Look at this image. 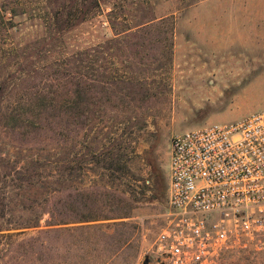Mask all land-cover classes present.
Masks as SVG:
<instances>
[{"label": "rangeland", "instance_id": "374dc122", "mask_svg": "<svg viewBox=\"0 0 264 264\" xmlns=\"http://www.w3.org/2000/svg\"><path fill=\"white\" fill-rule=\"evenodd\" d=\"M63 1L0 0V7L15 13L10 22L14 26L3 33L0 43L32 41L42 33L49 7ZM109 1L116 12H124L130 26L150 18L174 22L171 61L147 74L151 95L134 102L114 99L108 105L102 123L106 129L100 136L57 141L46 135L41 142L24 145L0 128V143L17 157L47 152L64 157L72 149L84 153L85 145L121 146L128 168L124 180L113 181L108 172L107 176L87 172L75 185L83 190L94 187L95 215L108 213L115 206L108 204L121 199L119 206L132 207L127 211L129 217L47 226L45 209L60 197L52 196L47 202L42 194L22 197L27 202L40 199L42 207L35 209L43 211V216L38 226L0 233V264L153 263V241L167 206L171 136L209 123L237 121L264 107V7L257 1L254 7H187L198 0ZM103 14L73 26L64 37L66 50L111 38ZM149 160L163 175L160 188L153 184ZM132 176L138 180H130ZM218 264H264V251L229 250Z\"/></svg>", "mask_w": 264, "mask_h": 264}, {"label": "trees", "instance_id": "16d2710c", "mask_svg": "<svg viewBox=\"0 0 264 264\" xmlns=\"http://www.w3.org/2000/svg\"><path fill=\"white\" fill-rule=\"evenodd\" d=\"M58 2L51 0L52 4ZM102 13L112 37L67 51V32ZM46 15L42 33L32 41L0 43V128L18 143L35 144L46 135L57 141L100 136L106 129L102 123L108 105L114 99L134 102L149 97L147 74L172 59L174 22L169 18H150L130 26L124 12H116L109 0H64L49 7ZM14 16L11 9L0 7V42L3 33L14 26L10 24ZM84 148V153L72 149L64 157L49 152L17 157L0 143V233L38 226L43 211L35 208L42 204L35 197L24 201L22 197L28 195L42 194L46 202L52 196L60 197L45 209L47 226L129 217L127 211L132 207L119 206L121 199L108 204L115 205L110 213L95 215L94 187L83 190L75 185L87 172L109 173L113 181L124 180L126 153L113 144ZM149 165L153 184L160 188L163 175L153 161L149 160ZM14 211L29 215H15Z\"/></svg>", "mask_w": 264, "mask_h": 264}, {"label": "built area", "instance_id": "2783aa9c", "mask_svg": "<svg viewBox=\"0 0 264 264\" xmlns=\"http://www.w3.org/2000/svg\"><path fill=\"white\" fill-rule=\"evenodd\" d=\"M235 249L264 251V107L171 136L149 264H218Z\"/></svg>", "mask_w": 264, "mask_h": 264}, {"label": "crops", "instance_id": "0c3cea01", "mask_svg": "<svg viewBox=\"0 0 264 264\" xmlns=\"http://www.w3.org/2000/svg\"><path fill=\"white\" fill-rule=\"evenodd\" d=\"M254 1L258 2L259 7H264V0H212V3L207 0H198L187 7H254ZM208 3L210 6H207Z\"/></svg>", "mask_w": 264, "mask_h": 264}]
</instances>
